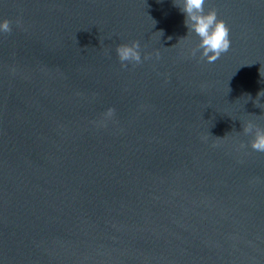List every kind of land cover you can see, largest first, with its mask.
<instances>
[{
    "label": "water",
    "instance_id": "95a60500",
    "mask_svg": "<svg viewBox=\"0 0 264 264\" xmlns=\"http://www.w3.org/2000/svg\"><path fill=\"white\" fill-rule=\"evenodd\" d=\"M209 9L213 63L173 0H0V264H264V0Z\"/></svg>",
    "mask_w": 264,
    "mask_h": 264
},
{
    "label": "clouds",
    "instance_id": "9594fccd",
    "mask_svg": "<svg viewBox=\"0 0 264 264\" xmlns=\"http://www.w3.org/2000/svg\"><path fill=\"white\" fill-rule=\"evenodd\" d=\"M173 3L184 15V25L188 29V34L194 33L198 37L195 49L191 50L192 56H195L199 51L201 57L206 59L208 63H213L222 54L229 51L231 47L229 28L223 20L218 19L215 9L205 11L206 0H173ZM11 31V24L8 20L0 23V32L11 33ZM158 33L159 36L163 35L162 31ZM140 48L141 45L138 41L118 45L115 52L121 67H127L128 64L136 66L141 64L143 60L151 58L149 55H144L142 60ZM155 57L159 59L158 51L155 53ZM114 115L115 109L109 108L104 113V118L107 120ZM242 131L252 137L249 145L251 149L264 153V128L249 122L242 125Z\"/></svg>",
    "mask_w": 264,
    "mask_h": 264
}]
</instances>
